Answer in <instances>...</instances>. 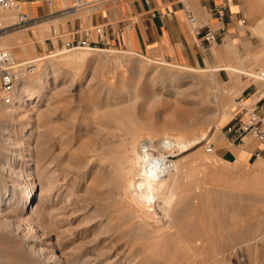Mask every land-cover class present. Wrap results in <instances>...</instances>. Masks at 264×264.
I'll return each instance as SVG.
<instances>
[{"label":"rangeland","instance_id":"obj_1","mask_svg":"<svg viewBox=\"0 0 264 264\" xmlns=\"http://www.w3.org/2000/svg\"><path fill=\"white\" fill-rule=\"evenodd\" d=\"M7 10L13 12V17L7 23V27L5 26L0 31V50L8 51L11 55L13 54L12 57H15L14 60L18 63L35 57L37 54L36 56L44 57L39 62L42 64L40 68L54 67V70L57 69L53 71V75H50L48 79L49 83L37 97H35V89L32 98L27 97L23 101L24 103H16L20 104L21 107L28 106V103L33 105V108L31 107L28 112L20 111L22 115L19 114L18 118L13 119L3 111L4 93L0 88V117L5 118L8 123V127L13 132L12 138L20 140L24 138L22 137L24 131L31 130L30 145L39 147L38 144L40 142V146H46L47 148L48 145L46 156L44 155L40 161H44L48 166L43 168L45 166L43 164L40 167V184H37L38 178L34 176L35 192L26 204V207L30 206L29 211L25 214L29 215L27 217L28 222L35 224L37 220L41 219L40 221L46 226L45 229L49 230L48 233L57 232L62 247H60L59 252L64 256L83 255L86 253L93 257L95 253L92 249L105 250L94 264H185V253L189 256L187 259L195 261V263L189 262L186 264H200L198 262L204 256V252L207 249V241L205 239L198 241L191 239L190 230L193 228L191 223L184 231L179 227H175V229L170 227L176 233L172 234V237L166 234L167 236L164 235L159 239H155V241L153 240L154 243L153 241H151L152 243H137L135 239H128L123 235L126 229L121 225L122 210L106 205L107 194L103 192L100 180L103 173L102 165L99 164L96 157L87 152V147L90 144L89 141L92 142L94 138V126L96 124L81 125L79 123L86 117V111L84 110L86 104L93 101V98L88 99L87 91L93 88L100 93L102 98H105L104 96H106L108 89H120L125 86L136 89V91L134 90L135 93H155L158 102H156L154 108L150 111L155 120H159L160 122L165 119L167 120L171 109L174 107L187 109L188 113L185 115L186 121H193L191 117L194 115L197 119H195L194 123V132L195 134H200L206 131L204 139L202 138L198 143L191 145L184 151L175 150L169 153L168 156L172 160L182 162L180 163L181 165H185L183 166V171L185 174L188 171L187 178H184L186 188L191 192L199 190L208 203L217 202L220 213L223 210L220 207L221 204H226L224 208H228L229 210L242 209V207H250L252 210V217L249 220L250 229H248L246 224L238 226L235 229L236 232L235 230L232 232V239L231 237L227 238V242H225L230 246L234 245L235 242V245H243L244 259L237 261L238 258L235 257L236 261L235 259H230L224 261L223 264H264V237H262L264 236V160L259 171L262 184L259 187L257 186L256 189L252 188L253 190H251L249 189L250 185L255 184L251 177L256 172L255 165L258 159L251 162L231 161V163H224L214 157V151H207L206 149L208 144H213L215 141L221 130V124L234 117L238 108L235 99L241 96L240 91L242 88L252 82L258 83L254 75L264 66V55L259 56V53H257L252 54V56L248 53L250 55L247 54L243 61L239 60L236 64H233L236 68L239 67V72L230 73V71L225 69H213L221 63L214 64L209 62L206 66H194L178 62L163 55H146L151 58L150 60L143 56L145 54L130 52L129 48L121 45L70 41L67 38L62 43L55 42V45L51 47L45 43L44 39L45 35L49 32L48 28L38 33L37 31L41 25L34 24L29 27L14 26L15 22L18 21L16 8H3L1 12L3 13ZM245 28L249 30L247 40L255 36V39H252V43L255 44L256 41L254 40L259 38L258 36L261 32L253 31L250 25H247ZM241 34H245L243 28ZM49 37L53 38L51 35ZM50 38L48 39L50 40ZM243 41L242 39V46L244 45ZM220 43L222 42L217 38L216 43L213 44V51H217V48L225 44H230L231 49L237 48L229 40L225 41V44L221 46ZM69 49H73L72 51L85 50L88 52L84 59L76 64H72L62 60L59 54H56L59 50ZM47 54L48 56H46ZM112 54L116 55L113 56ZM46 58L49 60L47 61ZM107 58H109V61ZM153 60L155 61L153 62ZM135 61L140 64H136ZM160 62H172L196 67L197 70L192 71L189 74L190 76L188 75L180 81L173 79L174 82L171 84L167 83L162 86L158 73L161 71L160 66L165 64ZM30 67H33V65H30ZM167 68L169 70L172 69L171 71H175L176 73L186 71V69L175 65H167ZM59 69L61 70L59 71ZM31 75L33 76L34 74L29 72L22 79L28 78ZM169 87L176 88L179 93L173 95V93L166 91V88ZM89 100L91 101L89 102ZM139 100L137 99V103H139ZM224 100L225 102L227 101V105L225 102H221ZM4 104L10 108H14L12 99L10 103L5 102ZM168 106L171 108L167 109ZM39 111L48 113L47 118L49 122H52V125L58 124L62 126L60 131L65 132L64 136L66 137L63 138V142H67L66 146L64 144L59 146L60 140L57 139L56 133L49 131V129L46 130V125L44 126V123L36 117ZM29 112L30 114H28ZM69 114L74 116L75 120L73 121L75 124L69 123ZM29 115L32 117H29ZM43 142L46 143L44 144ZM157 143L161 145L162 151L168 153V146L163 138L158 137ZM66 163H69L70 166ZM30 166L33 167L30 163L26 166V169H29ZM45 173L46 175H44ZM204 189L207 193L206 195L203 191ZM40 210L43 211L42 215L40 214ZM38 212L40 213L38 214ZM33 219L36 221L34 222ZM208 223L207 219H205L204 225L201 227L202 234L205 237L216 234L217 231L214 225L210 226ZM178 228L179 231H176ZM45 229L38 227L33 235H42L46 232ZM178 232L181 237L177 234ZM50 237L55 238L51 234L44 239L49 241ZM176 237H179L177 239L183 241H176ZM258 237H261V239ZM231 240L233 241L231 242ZM196 242L198 246L194 249L192 245H195ZM189 250H191L190 253Z\"/></svg>","mask_w":264,"mask_h":264},{"label":"bare ground","instance_id":"obj_2","mask_svg":"<svg viewBox=\"0 0 264 264\" xmlns=\"http://www.w3.org/2000/svg\"><path fill=\"white\" fill-rule=\"evenodd\" d=\"M12 17L13 12L11 11L7 10L3 13L0 11V26L5 27ZM46 22H49V20ZM257 22L259 23V28L264 30V20L261 19ZM256 24L257 23H255V25ZM40 27L44 30L47 29L46 24H42ZM253 28H255V26ZM70 49L59 50L56 54H59V57L62 60L76 64L80 60L84 59L88 52L85 50L72 51L73 49ZM129 51L135 52L131 49ZM221 54H219V56ZM36 55L35 57H31L20 63L23 65H33V67L30 68V73H33L34 75H31L28 78L25 77L22 81L14 84L11 92L9 93V97L13 100L14 108L8 107L4 104L5 101H3V111L13 119L18 118L19 114L22 115V112L20 113V111L28 112V110L33 106L28 103V106L21 107L20 104L16 103H24L23 101L27 97L32 98L35 89V97H37L49 83L48 79L50 75H53V71L57 70H54V67L40 68L42 64L39 62H41L44 57ZM46 56H48V54ZM143 56L151 60L148 56ZM108 59L109 58H107V60ZM243 59L244 58L241 60L243 61ZM154 61L155 60H153V62ZM217 61L219 62V60ZM135 62L136 64L138 63L137 61ZM55 63L53 64L55 65ZM160 63L165 64L160 66L161 71L158 73L159 77L157 76L160 78L159 81L162 86L167 83L171 84L174 82L173 79L180 81L191 74L192 71L197 70L196 67L184 66L172 62ZM167 65H175L186 69V71L176 73L175 71H171V68V70H169ZM238 68L231 64V62H225L221 63L219 66L217 65V67L213 69H225L232 73L239 72ZM60 70L61 69H59V71ZM134 90L136 91V89L125 86L120 89H108L106 96H104L105 98H102L100 93L92 88V90L87 91V97H89L88 99L93 98V101L89 100L91 103L86 104L84 109L86 111V117H84L83 121L79 123L81 125L90 123L96 124L94 126V138L92 142L89 141L90 144L87 147V152H90L92 156L96 157L99 164L102 165L103 173L101 177H99L102 182V190L107 194L106 205L108 207H115L122 210L121 225H123L126 229L125 231L123 230V235L128 239H135L137 243H148L153 240L155 241V239H159L161 236L163 237L166 234L172 237V234H176L174 233L175 227H179L182 231H184L191 223L193 225V228L190 230L191 239L194 241L205 239L207 241V249L204 252V256L198 263L223 264L224 261L230 259H235L236 261L237 259L235 257L238 258L237 261L243 260V245H235L236 240L234 241L235 244L233 243L234 245L231 246L225 242H227V238L232 236V232L238 226L246 224L248 229H250L251 225L249 224V220L252 217V210L250 207L229 210L228 208H224L226 204H221L220 207L223 208V210H221L222 213H220L218 211L219 204L217 202L214 201L208 203L206 202L204 195H202L199 190L191 192L188 188H186L184 178H187L188 171H186V175L183 171V166L185 165H181L180 163L182 162L172 160L168 156L169 153L174 152L175 150L184 151L191 145L198 143L205 136L206 131L204 130L205 132L195 134L194 123L196 118L193 115L192 117L190 116L193 121H186L185 115L188 111H186L187 109H184L183 107L173 106L174 108L171 109L170 116L167 117V120L165 119L162 122L155 120L150 114V111L154 108L156 102H158L155 93H135ZM176 90L177 89L173 87L166 88V91L173 93V95L179 93V91ZM104 92L106 93V91ZM137 99H140L139 103H137ZM221 102H225V100ZM225 103L227 105V101ZM169 108L171 107L168 106L167 109ZM28 114H30V112ZM69 115V123L75 124L73 121L75 120L74 116H72V114ZM47 116L48 113L45 111H39V113L36 114V117L44 123L43 125H46V130L49 129V131L56 133L57 139L60 140L59 146H62L61 144L66 146L67 142H63V138L66 137L64 136L65 132L60 131L62 126L58 124L52 125V122H49ZM29 117L32 116L29 115ZM31 135V130L24 131L22 134V137L24 138L15 140L12 138L13 132L8 127V123L5 118L0 117V264H94L95 261L100 258V254H102L105 250L103 251L102 249L96 248L92 249L95 253V256L93 257L86 253L83 255L64 256L61 252H59L61 242L57 232H51L55 238L50 237L51 239L46 241L44 238L49 237L51 234L50 232L48 233V229H45L46 226L43 225L42 221H40L41 219L37 221L33 219L34 222L36 221L35 224L27 221V217L29 215L25 214L29 211L30 206L26 207V204L35 192L34 176L38 178L37 184H40V167L43 164H45L43 168L48 166V164L46 165L43 160L42 161L44 163L40 162L46 154L48 145L47 148L46 146H40L41 142L39 144L37 142L39 147L30 145L29 139H31ZM158 137L163 138L166 141L168 153L161 150V145L157 143ZM43 143L45 144L46 142ZM214 157L224 163H231L217 157L216 155H214ZM235 161L245 162L240 158ZM232 162H234V160ZM262 162L263 159L259 157L255 165L256 172H254L251 177L252 181L255 183L250 185L249 189L251 190L256 189L257 186L259 187V185L262 184V178L259 172L261 170V165H263ZM30 163L33 167L30 166L29 169H26V166ZM66 164L70 166L69 163ZM46 173L48 174L47 171ZM46 173L44 175H46ZM92 175L94 176V174ZM189 178L191 177L189 176ZM195 182L197 183V181ZM203 191L206 195L207 193L205 192V189ZM40 212H38V214L40 213L42 215L43 211L40 210ZM205 219H207L210 226L214 225L217 228L216 234L208 235L206 237L202 234L201 227L204 225ZM38 227L45 229L46 232L42 235H33ZM170 227L174 228L172 229L174 231H172ZM168 228L169 230H167ZM179 228L176 231H179ZM177 234L179 235V232ZM177 238L179 237H176V239ZM258 238L261 239V237ZM178 240L180 239H177L176 241ZM232 241L233 240H231V242ZM192 246V248L196 249L198 246L197 242ZM191 250H189V253ZM185 255L186 263H195V261L187 259L189 256L186 253Z\"/></svg>","mask_w":264,"mask_h":264},{"label":"crops","instance_id":"obj_3","mask_svg":"<svg viewBox=\"0 0 264 264\" xmlns=\"http://www.w3.org/2000/svg\"><path fill=\"white\" fill-rule=\"evenodd\" d=\"M15 1L17 18L24 13L27 19L34 20L26 26L47 24L50 29L44 39L51 47L67 38L114 44L194 66H206L209 62L236 64L248 53L264 55V30L257 22L264 20V0H84L85 4L77 8H72V0ZM184 5L191 7L202 32L209 28L222 42L220 46L229 40L237 48L231 49L230 44L217 51H213V44L206 49L199 47L194 29L185 18ZM247 25L261 32L255 44V36L247 40ZM39 28L38 33L44 30ZM242 28L245 34H241ZM257 85L252 82L244 86L241 96L250 100ZM231 121L233 118L220 126L213 142L215 155L229 162L238 158L245 162L259 157L264 160V146L249 135L239 140L234 131L227 129Z\"/></svg>","mask_w":264,"mask_h":264},{"label":"built area","instance_id":"obj_4","mask_svg":"<svg viewBox=\"0 0 264 264\" xmlns=\"http://www.w3.org/2000/svg\"><path fill=\"white\" fill-rule=\"evenodd\" d=\"M85 4L84 0H72V8L81 7ZM15 0H0V11L7 7H17ZM183 12L187 22L193 27L197 36V44L202 49L208 48L216 43L217 37L209 28L202 32L201 27L196 24V17L188 5L183 6ZM34 20L27 19L26 14L20 13L18 21L14 26H26ZM4 27L0 26V31ZM30 65H23L14 60L8 51L0 50V88L4 93V101L11 102L9 93L15 83L19 82L24 75L31 72ZM258 81V85L253 92L252 98L246 100L243 96L237 97V111L233 117V122L227 127L236 133L237 138L242 140L243 137L249 135L264 146V66L254 75ZM207 151H214L212 143L206 147Z\"/></svg>","mask_w":264,"mask_h":264}]
</instances>
